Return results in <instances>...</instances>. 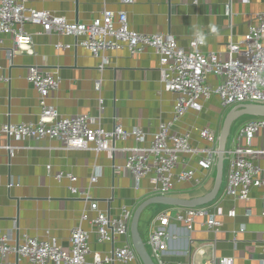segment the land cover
Instances as JSON below:
<instances>
[{
    "label": "crops",
    "instance_id": "1",
    "mask_svg": "<svg viewBox=\"0 0 264 264\" xmlns=\"http://www.w3.org/2000/svg\"><path fill=\"white\" fill-rule=\"evenodd\" d=\"M27 8L50 12L70 23L85 24L101 17L105 9L126 12L130 29L137 33L171 36L184 48H188L193 36L203 34L202 52H215L225 57L227 45L231 41H241L256 14L264 12V0H200L198 5L184 0H134L132 4L121 3V0H34ZM26 30L33 38V55L11 56L13 40L8 35L3 36L0 66L5 81L0 82V128L38 124L42 113L39 94L27 78L31 67H39L52 70L61 78L59 90L48 98L47 104L54 106L62 117L88 115L100 120L106 132H111L115 125L129 132L141 129L146 141L138 144L133 137L117 141V152L110 158L107 152L97 153L92 144L86 150L67 151L55 140L37 142L0 136V232L8 236L13 246L29 236L42 240L52 238L62 248L69 249L70 233L75 226L81 225L85 231L91 229L89 221L82 220L86 203L69 188L89 187L96 171L99 179L90 193L99 210L111 218H119L126 208L131 213V227L141 204L160 194L154 191L150 177L140 181L130 177L125 170L128 152L122 150L150 146L160 124L172 120L176 104V96L164 90L159 55L151 48L137 55H131L127 49L112 50L107 52L110 65L100 71L99 60L80 45L82 38L45 34L37 25H27ZM208 83L216 88L219 80L209 76ZM202 106L204 109L200 113L190 110L174 125L171 133L190 132V144L201 150L218 148L227 114L218 96L202 102ZM253 119L258 118L251 117L249 121ZM247 122L234 134L231 130L221 191L214 203L204 206L221 209L222 215L217 217L222 223L220 232L211 233L199 223L190 232L183 224L171 221L163 264H204L213 257L232 260V264H263V190L253 189L248 201L225 195L229 152L236 146L238 132ZM204 129L215 134L216 142L201 138ZM241 144L248 145L247 139ZM251 144L264 149V130L254 136ZM181 159L176 173L198 168L199 157L182 156ZM185 159L187 162L183 161ZM59 173L73 175L77 181L71 182L66 177L57 180ZM215 173V170L207 173L197 169L195 177L202 180L200 185L175 182L168 197L191 200L206 196L214 188ZM179 209L183 208L157 204L141 214L138 229L150 255L149 239L154 232V219L162 213L175 214ZM232 210L234 217L229 216ZM88 216L94 219L97 213L89 211ZM130 227L127 239L116 236L113 242L103 244L93 234L91 252L108 256L126 241L133 248ZM6 263L30 264L26 259L18 261L16 255H10ZM85 264H94L93 255L87 257ZM131 264L143 263L137 255V260Z\"/></svg>",
    "mask_w": 264,
    "mask_h": 264
},
{
    "label": "built area",
    "instance_id": "2",
    "mask_svg": "<svg viewBox=\"0 0 264 264\" xmlns=\"http://www.w3.org/2000/svg\"><path fill=\"white\" fill-rule=\"evenodd\" d=\"M32 1L34 0H0V54L4 44L3 36L8 35L13 40L11 56L22 53L33 55V38L27 32L26 26L37 25L43 28L45 34L55 33L82 38L80 45L86 48L94 59L99 60L100 71L110 65L107 52L112 50L127 49L131 55H137L151 48L159 55L164 90L176 96L172 120L160 124L150 146L122 151L128 152L125 170L130 177L137 181L150 177L154 191L161 196H168L173 191L175 182L200 185L202 180L195 177L197 169L207 173L216 171L218 148L201 150L190 144V132L171 133L174 125L190 110L202 112V102L210 100L212 96L219 97L225 110L241 105H264V12L256 14L254 23L241 41H231L227 45L223 57L215 52H202L201 48L205 42L203 34V42L196 34L191 38L188 48H184L171 36L140 34L131 30L126 12L105 9L102 16L91 23H70L64 17L55 16L50 12L27 8V4ZM184 1L194 5L200 3V0ZM133 2L134 0H121V3L126 4ZM209 76H215L219 80L216 88L208 83ZM27 80L39 94L42 109L40 120L38 124L3 125L0 128V136L37 142L55 140L67 151L86 150L92 144L97 153L107 152L110 158H114L117 152V141H125L131 137L138 144L146 141V134L141 129L135 128L129 132L122 126L115 125L111 132H106L100 120L96 121L88 115L62 117L54 106L47 104L48 98L60 88L61 78L56 72L31 67ZM3 81L5 79L0 66V82ZM260 130H264V119L259 118L248 121L239 130L236 146L229 152L225 195L234 200L248 201L253 189H262L264 217V149L254 148L251 144ZM200 135L209 142H216L215 134L209 129L202 130ZM243 139H247L248 145L241 144ZM182 156L199 157L198 168L184 169L176 173ZM183 161L187 162L186 159ZM65 177L71 182L77 181L73 175H56L57 180ZM98 179L99 172L96 171L90 178L89 187L69 188L74 196L86 203L82 220L91 224L89 231L83 230L81 225L71 230L69 249L62 248L52 238L42 240L29 236H25L20 243L13 246L8 236L0 232V264H4L10 255H16L18 261L26 259L30 264H85L89 255H93L94 264H131L136 261L137 253L129 241L114 248L110 255L104 257L90 250L93 234L102 244L113 242L116 236L127 239L131 222V213L126 208L119 218H111L99 210L90 193ZM89 211L96 212V218L89 219ZM220 215L222 211L218 206L183 208L175 214L158 215L153 221L154 232L149 239L151 257L163 264L162 257L168 249L169 241L167 229L171 221L183 224L190 232L199 223L209 232L217 234L222 228V223L217 219ZM229 216L234 217L235 211L229 212ZM243 231L244 229L241 230ZM204 264H232V260L213 257Z\"/></svg>",
    "mask_w": 264,
    "mask_h": 264
},
{
    "label": "water",
    "instance_id": "3",
    "mask_svg": "<svg viewBox=\"0 0 264 264\" xmlns=\"http://www.w3.org/2000/svg\"><path fill=\"white\" fill-rule=\"evenodd\" d=\"M244 116L264 119V105H241L231 109V111L227 113L219 139L216 165V180L212 192L202 198L191 200L176 199L160 195L147 200L146 202L141 204V206L137 209L134 214L130 230L133 248L143 264H156L151 255L149 254L148 250L146 249V246L142 241L138 229L139 219L143 211L148 207L157 204L169 207L194 209L214 203L218 198L224 180L227 142L230 137L232 126L235 121Z\"/></svg>",
    "mask_w": 264,
    "mask_h": 264
},
{
    "label": "rangeland",
    "instance_id": "4",
    "mask_svg": "<svg viewBox=\"0 0 264 264\" xmlns=\"http://www.w3.org/2000/svg\"><path fill=\"white\" fill-rule=\"evenodd\" d=\"M222 109V108H221ZM223 111L225 112V114H227L228 112L231 111V107H228L226 110L223 109ZM249 119H251V117H247V116H244V117H241L240 119H238L237 121L234 122L233 124V128H232V134H234L235 130L240 127L245 121H249ZM246 124V123H245ZM244 124V125H245ZM243 125V126H244ZM242 126V127H243ZM241 129V128H240ZM232 137V136H231ZM231 137L228 141V147L230 146V141H231ZM216 174V173H215Z\"/></svg>",
    "mask_w": 264,
    "mask_h": 264
},
{
    "label": "clouds",
    "instance_id": "5",
    "mask_svg": "<svg viewBox=\"0 0 264 264\" xmlns=\"http://www.w3.org/2000/svg\"><path fill=\"white\" fill-rule=\"evenodd\" d=\"M198 35V37H199V39L201 40V42H203V40H204V37H203V35H201V34H197Z\"/></svg>",
    "mask_w": 264,
    "mask_h": 264
}]
</instances>
